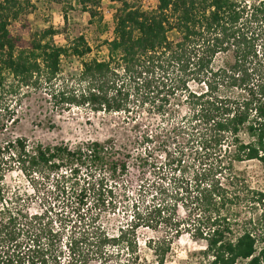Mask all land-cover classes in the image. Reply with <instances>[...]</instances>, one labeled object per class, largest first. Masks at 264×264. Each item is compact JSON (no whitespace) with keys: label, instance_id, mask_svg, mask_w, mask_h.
Listing matches in <instances>:
<instances>
[{"label":"trees","instance_id":"trees-1","mask_svg":"<svg viewBox=\"0 0 264 264\" xmlns=\"http://www.w3.org/2000/svg\"><path fill=\"white\" fill-rule=\"evenodd\" d=\"M69 1L81 5L91 20L95 11L89 6L100 2ZM111 1L119 7L112 38L103 41L107 55L81 61L77 80L81 88L74 92L61 77L60 62L63 56L81 59L90 54L85 38L80 35L65 46H56L45 41L53 34L47 30L25 40L8 26L29 0H0V73L27 88L45 86L49 100L60 111L81 106L106 114L128 113L131 100L159 112L173 100L187 108L191 115L186 145L201 166L193 175L196 219L190 236L194 242H204L203 256L209 264H264V211L257 223H238L229 215L239 195H251L250 201L257 206L264 204V189H252L237 169L239 164L255 161L264 170V0H155L151 10L139 7L138 0ZM221 88L233 93L224 94ZM119 149L113 141L29 147L25 140L15 139L0 146V156L8 153L23 172L41 179L52 176L48 195L54 207L53 200L67 192V183L79 186L82 168L125 173L126 157ZM75 191L65 199L73 204L71 210L83 205V191ZM53 209L49 206L47 213ZM0 212V239L7 249L20 250L24 216L7 208ZM175 231L178 238L179 230ZM126 233L121 229L116 236L101 237L95 253L103 257L105 245L113 243H123L132 251L134 241L127 240ZM67 246L73 255L75 238ZM48 248L34 249L31 263H58L60 255Z\"/></svg>","mask_w":264,"mask_h":264},{"label":"rangeland","instance_id":"rangeland-1","mask_svg":"<svg viewBox=\"0 0 264 264\" xmlns=\"http://www.w3.org/2000/svg\"><path fill=\"white\" fill-rule=\"evenodd\" d=\"M137 5L151 10L156 1L138 0ZM89 7L95 11L92 20L73 1L29 0L8 26L11 33L20 34L25 40L50 30L53 34L45 41L56 46H65L82 35L91 46V53L81 59L63 56L60 62L61 77L74 92L81 88L77 81L81 61L107 55L103 41L112 38L119 3L100 0L97 6ZM219 62L220 59L215 64ZM190 86L198 88L195 83ZM220 91L233 93L229 88ZM186 109L173 100L164 112H159L151 105L131 100L128 113L106 114L81 106L60 111L49 100L45 86L27 88L1 72L0 146L15 139L25 140L29 147L59 143L74 147L89 141H113L126 157V171L112 174L107 169L82 168L79 186L66 184L67 192L72 187L69 195L76 194L75 189L84 195L78 196L83 203L81 208L71 210L73 204L65 200L67 192L53 200V207L48 195L52 176L41 179L32 172H23L15 158L4 152L0 156V211L7 208L19 212L26 226L19 234V253L13 252L14 246L7 249L0 239V264H39L36 260L31 263V256L35 255L34 249L46 245L50 253L60 255L56 264H160L159 260H163L162 264H209L203 256L204 242H194L189 232L196 219L193 175L201 171V166L197 165L194 150L187 149L186 127L191 114ZM148 135L150 142L145 141ZM182 146L186 148L184 152ZM237 169L252 189H264V170L257 162L239 164ZM250 199L251 195H239L233 201L229 210L233 220L257 223L264 204L257 206ZM49 206L54 209L47 213ZM257 227L256 232L260 230ZM121 229L126 230L127 240L134 241L132 251L123 243H113L105 245L103 257L95 253L98 239L116 236ZM175 229L179 230L178 238ZM48 237L55 242L51 244ZM72 237L77 243L73 255L67 246ZM12 259L18 262H11Z\"/></svg>","mask_w":264,"mask_h":264}]
</instances>
